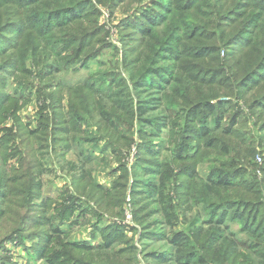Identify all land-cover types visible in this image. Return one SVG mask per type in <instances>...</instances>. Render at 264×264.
<instances>
[{
  "label": "rangeland",
  "instance_id": "374dc122",
  "mask_svg": "<svg viewBox=\"0 0 264 264\" xmlns=\"http://www.w3.org/2000/svg\"><path fill=\"white\" fill-rule=\"evenodd\" d=\"M234 1L229 0V6ZM212 2L0 0V65H3L0 70L4 67L10 70L0 73L4 87L1 90L8 96L6 107L0 113V193L5 194L0 199V264H52L51 261H58L54 259L56 255L66 264L67 253L64 251L69 252L70 264H78L77 260L71 259L74 255L88 264H156L151 254H171L174 250L170 241L160 238L161 234L172 239L178 233L190 237L191 244L195 243L199 251L202 249L203 255L212 263L264 264L263 240L252 237L245 230L250 226L245 225L248 220L263 225L261 215L238 220L228 217L223 233L230 242L222 247L220 241V245L206 249L211 244L207 242L210 235L206 230L210 229L207 228L211 219L208 210L212 204L205 208L203 193L194 192L188 203L182 199L186 195L174 193L181 186L175 179L184 183L181 190L186 193L193 170L200 182L207 180L214 166H219L216 154L208 160V157H200V153L209 155L214 151L224 160L246 161L255 151L252 160L244 162L245 173L229 176L228 180L238 182L250 191L246 198L254 196L264 213V173L259 170L264 166V152L257 142L264 136V131H260L264 128V123H260L264 121V112L260 116L259 108L251 105L264 92V23L260 26L263 43L258 52H248V35L245 34H238L227 42L228 38L224 43L220 36H210V32V37L199 41L193 38L183 41V37L177 41V50L193 54L190 61L195 60L198 51L206 54L202 61L205 71L198 73L201 79H211L209 84H203L205 92L210 93L224 85L219 82L229 73L227 67L237 79L240 71L250 66L243 76L248 87L240 93L241 98L219 94L217 100L230 105L225 107L222 128L216 134L206 137L195 131L190 135L184 130L183 121L179 124L176 116L158 137H152L154 150L158 152L146 155L141 149L144 139L138 105L153 97L160 99V89L164 93L172 90L167 87L170 82L161 86V81L167 80V73L157 83L155 79H145L146 85L138 93L135 89L131 74L135 67L128 60L136 56L135 51L142 43L140 30L152 27L142 12L152 7L151 18L161 16L169 20L177 10L193 21L206 20L203 16L214 11L207 7ZM259 2L264 4V0ZM80 5L89 13L83 20L89 24L78 21L84 14ZM65 6L74 7L62 11ZM45 10L52 11L50 24L66 25L78 21L75 24L78 31L82 26L95 30V37L91 38L88 33L92 46L84 54L83 50L77 55L79 63L61 65L55 61L56 57L66 56L67 50L62 48L65 42L56 44V50L53 45V50L49 51L47 44L51 37L44 38L38 31L36 33V28H29L37 18L44 19ZM63 12H66L64 18L58 16L56 19ZM235 12L229 17L231 19L226 17L221 32H226L240 20L242 12ZM234 28L236 30L238 26ZM238 36L245 41L241 50L232 47ZM211 48L221 50L214 53ZM6 60L8 62L4 63ZM226 60H229L228 64ZM252 62L255 63L253 67ZM161 63L162 70H166L177 60L174 54L167 53ZM172 79L176 80L175 77ZM80 86L86 94L87 89L95 87L91 91L94 99L83 100L77 88ZM89 99L93 100V109L78 108L80 113H76L77 107ZM261 102L264 103V98ZM215 103L216 100L212 102ZM161 109L173 115L176 112L164 101L162 106L155 107L154 116H159ZM236 112H240L245 121L233 126ZM112 120L114 126H111ZM207 122L215 126L213 119H207ZM171 126L180 134L171 135ZM198 127L196 124L195 128ZM223 128L232 130L225 132ZM212 138L216 139L212 141ZM186 142L184 162L177 168L174 157L178 150L174 148ZM209 143L217 145L216 148L211 149ZM143 158H148L147 162H143ZM145 164L159 167L148 169L149 176L143 177L146 170L141 166ZM167 168H170L169 172H165ZM32 176L42 190L41 197L32 201L31 208L30 187V195L20 193ZM141 178L151 180L159 192L150 198L135 195L137 181ZM256 181L258 186L250 188L249 184ZM202 184L200 182L196 190ZM237 194L232 193L231 198ZM218 208L212 211V216H225ZM33 217L42 223L33 224ZM114 229L122 231V242L110 243ZM150 234H156L157 238H151ZM46 237L50 240L49 248L42 243ZM75 244L81 247L75 248Z\"/></svg>",
  "mask_w": 264,
  "mask_h": 264
},
{
  "label": "trees",
  "instance_id": "16d2710c",
  "mask_svg": "<svg viewBox=\"0 0 264 264\" xmlns=\"http://www.w3.org/2000/svg\"><path fill=\"white\" fill-rule=\"evenodd\" d=\"M259 1L260 0H242L240 2L238 0H235L234 2H232V5L229 6V0H213V2L207 6L208 8H212L214 10L213 13L206 14L205 16H203L206 20H203L204 18H199L197 21H193L187 14L177 10L174 12L175 16L173 18H170L169 20L163 19L161 16L151 18L150 14L153 11L152 7H150L149 10L142 12V16L148 19L147 21L152 27L151 29L148 28L140 30L142 43L137 47V50L135 51L136 56L131 60H128L129 63L133 67H135L131 72L132 77L135 79V89L138 93L142 86L146 85L144 84L145 79H155V83H157L158 79L162 80L166 73L167 80L161 81V86L163 83L167 85L170 82L167 87L169 89H172L169 91H165V93L162 91V89H160V99H156L155 97H153L150 100L141 101V103L138 105V112L140 113L139 121L141 123V132L144 139V143L141 148L144 150L143 154L153 155L158 152L157 150H154L155 145L153 144L151 139L152 137H158L159 133L163 129H167L170 125L171 120L176 116L179 124L182 125L181 121H183L184 130L190 133V135L195 134L196 131V133L208 137L211 133L216 134L217 131L222 128L221 122L225 117V107H229L230 104L225 102H219L217 100L219 98V94L225 93L233 95L234 97L239 95L237 97L241 98L240 93L245 91L248 87L246 86L247 82H243L245 81L243 76H245V74L249 71L250 66H248L247 68H243L240 71V74L238 75L237 79H235V77H232V75H234L235 73L231 72L229 67H227L229 73L225 78H221L222 80L219 82L224 83V85H222L221 88H217L216 90L210 93L205 92L203 84H209L211 82V79H201L198 77V73L205 71L202 65V61L205 58L206 54H204L202 51H198L194 56L195 60L190 61L189 58L193 57V54L188 52H180V50H177V41H179L182 37L183 41H185L186 38H193L197 39L196 41H199L198 39H203V37H210L213 35L214 37L220 36L222 38V43H224L228 38L230 39L227 40V42L230 41L232 37L234 38L238 34H245L248 35V40L246 44V49L248 50V52H258L259 48L262 46L263 43L260 39V26H262L264 23V15H262V13L264 12V4H260ZM82 5H80L79 7H81L84 11L86 7L83 8ZM65 7L66 8H63L62 11L70 9L74 6ZM258 7H261V9H258ZM234 11H236L235 13H238V11L242 12V14L239 16L240 20L234 22L231 26H229L226 32H221L225 21L229 17L234 16ZM43 13L44 19L39 20L37 18L29 26V28H36V33L38 31V34L40 36H43L44 38H52V40L51 38L48 40L51 42L47 44L49 51L53 50V45L54 50H56L58 48L56 44L65 42L63 43L62 48L64 50H67L66 56L56 57L57 60L55 61L59 62L61 65L79 63V61H77L76 59L77 57H79L77 55H79L83 50L84 52L82 54H84L86 49L88 47H91L93 44L92 41H88V33L91 34V38L95 37L96 34H94L95 30H93V27L86 28L85 26H82V29L78 31L75 27V24L78 21L82 22L83 24L87 23L83 20L89 17V13L84 11V14L79 16L78 21L66 25H62V23L50 24V17L52 11L45 10L43 11ZM65 13L66 12H63L62 14L57 15L56 19H59L58 16L64 18ZM67 15H70V13H68ZM198 17L200 16L198 15ZM190 21H193V23L190 24ZM205 22L206 24H204ZM236 25L238 26V28L235 30L234 27ZM207 26H212L214 27V29L209 30ZM54 31H58L59 33L55 35L53 34ZM74 32H77V34H74ZM209 32L211 33L210 36H208ZM86 34L87 36H85ZM224 45L225 44H223L222 47ZM244 45V39L242 38V36H238L233 41L232 47H236L237 49L241 50ZM41 50H43V48ZM220 50H218V48H211V51L214 53L219 52ZM130 53H132V51H130L129 54ZM167 53L174 54L177 63L171 65L166 70H162L163 63H161V60L163 57H166ZM253 57L255 58V55ZM7 62L8 60H6L4 63ZM225 63L228 64L229 60H226ZM254 64L255 63L252 62V67L254 66ZM2 66L3 65H0V67ZM48 66L49 64H47V67ZM174 70L176 71L175 73ZM9 71L10 70L8 67H4L0 70V73H8ZM220 71H222L221 73L224 72V70ZM172 77H175L176 80H173ZM146 87L150 89L149 86ZM3 88L4 87L2 86L0 78V113L4 111L8 100V96L3 90H1ZM77 88L79 89V95H82L83 100H85L87 97L92 98L91 91L96 89L95 87L87 89L86 94L81 86ZM263 98L264 92L261 94V96L253 100V102L251 103V105H254L259 108L260 116H262V113L264 112V103L261 102ZM215 100L216 103L212 104V102H214ZM164 101L168 104L169 108H172L176 111L175 114L173 115L171 112H166L161 109L160 115L154 116L155 107L162 106ZM91 102H93V100L91 99L83 102L81 105L84 106L81 107V105H79L77 107L76 113H80L79 109H93L91 107ZM72 111L74 114V109H72ZM57 117L61 118L62 116L57 115ZM207 119H213V121L215 122V126H210V124H208L207 122ZM244 121L245 118L240 116V112H236L233 116L232 125H241ZM111 123V126L115 125L113 120L111 121ZM260 123H264V121L261 120ZM196 124L199 125L198 128H195ZM223 129H226L225 132H230L232 130L227 128ZM260 131H264V128H260ZM178 134H180V132H175L174 127H172L171 135ZM182 135L186 136L185 134ZM215 139L216 138H212V141H214ZM257 142L262 149L261 152H264V136H262ZM185 146H188L187 142L179 144L174 148L178 150L176 156L174 157V159L178 163L177 168H179L181 163L184 162ZM209 146L211 149H215L217 145L209 143ZM224 151L227 152L226 149ZM178 152L181 153L178 154ZM213 154L217 155V161L219 162V166H214L210 170V174L208 175L207 180L200 181L203 182V184L198 190H196V187H199L200 182L197 181L198 175L196 174V170H193L192 180L188 185V191L186 193L182 192L181 188L184 186V183L175 179V181L179 182L181 186L174 192L176 196L186 195L187 197H183L182 199L184 200V202L187 203L191 201V197L194 192H198L200 195L203 193L205 195L206 200V202L203 204L204 206H206L205 208L212 204L211 208L208 210V215L210 214L211 219L207 224V228L209 227L210 229L206 230V232L210 235V238L207 242H210L211 244L206 246V249H212L217 244L220 245V241L222 242V247H224L230 242V240L225 237V234L223 233V230L227 225L226 223L228 217H230V219L235 218L236 220H238L244 218L248 219L249 215H261L262 218H264V213L262 210L263 207H259L260 204L259 202L255 201L254 196H251V198L249 199L246 198L245 195H250V191L245 189L243 186H239L238 182L236 183L234 181L228 180L229 176L233 177L234 175L237 176L245 173L244 162L252 160L256 152L253 151L252 156H247L246 161L243 159L224 160L218 155V153L214 151L209 155L206 153H200L199 156L208 157L209 160L211 159ZM147 159L148 158H143L142 161L147 162ZM154 166L159 167V165L153 164H145V166L142 165L141 167H144L143 170H146L144 174L146 176L143 177H148L149 173L147 172V170L150 168H155ZM182 167L183 166H181V168ZM169 169L167 168L165 172L167 170L169 172ZM259 170L264 173V166L260 167ZM31 179L32 180L28 183V186L24 187L20 194L30 195L31 193L30 205L32 208V201H34V199L37 197H41L40 195L42 189L39 188V185L36 182L38 180L34 178V176H32ZM255 185L258 186L257 181L249 184V187L252 188ZM156 191L159 192V188L155 184H153L151 180H144L143 178H141L137 181L135 195L144 196V198H150L155 195ZM232 193H238L236 196H234V199L231 198ZM4 196L5 194L0 193V199ZM216 207H219L218 209H220V211H224L225 216L224 214H219L216 216V218L213 217L212 211ZM245 208L246 210H244ZM0 211H2V209H0ZM1 214L2 212H0V215ZM31 221L33 224L42 223L36 217H33ZM246 224L250 225L246 229L244 228L248 231V233H250L249 235L254 238H259L264 242V224L261 225L255 220H248L245 225ZM114 230L115 231L112 232V239L110 243L115 244L118 242H122L124 240V235L122 231L118 229ZM55 231L56 233H58V229H56ZM150 235L151 238H157L156 234ZM161 236L162 237L160 238H164L166 239L165 241L168 240L171 242L174 247V250L171 254L157 252L151 254L152 259L156 262V264H217L208 261V258L203 255L202 249L199 251L195 243L191 244V242L193 241L190 237L185 238L183 234L179 233L175 234L172 239L167 238V236L163 234H161ZM42 243L44 247L49 248V237H46V240ZM202 246L201 248H203ZM74 247L79 248L81 247V245L75 244ZM64 252L67 253L66 264H70L71 261H68V259L70 258L69 252ZM54 259L58 261L54 263L50 260L52 264H64L63 261H59L58 255H56ZM71 259L77 260L78 264H88L86 262H83L80 258L76 257L75 255L71 256Z\"/></svg>",
  "mask_w": 264,
  "mask_h": 264
}]
</instances>
